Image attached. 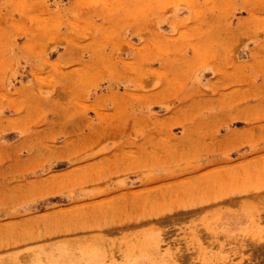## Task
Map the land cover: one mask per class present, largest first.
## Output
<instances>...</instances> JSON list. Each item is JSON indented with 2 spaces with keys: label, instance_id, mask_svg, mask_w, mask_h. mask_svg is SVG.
I'll return each mask as SVG.
<instances>
[{
  "label": "rangeland",
  "instance_id": "obj_1",
  "mask_svg": "<svg viewBox=\"0 0 264 264\" xmlns=\"http://www.w3.org/2000/svg\"><path fill=\"white\" fill-rule=\"evenodd\" d=\"M155 238L264 264V0H0V264Z\"/></svg>",
  "mask_w": 264,
  "mask_h": 264
},
{
  "label": "bare ground",
  "instance_id": "obj_2",
  "mask_svg": "<svg viewBox=\"0 0 264 264\" xmlns=\"http://www.w3.org/2000/svg\"><path fill=\"white\" fill-rule=\"evenodd\" d=\"M157 239L155 238L150 244H143L129 248L126 256L133 260L132 264H175L172 260V254L169 252H165L160 254L159 248L156 245ZM97 243V242H95ZM69 246L59 247L61 251V255L55 261L61 262L64 257H66V252L70 251ZM82 247V246H81ZM86 251H89V258L93 262H97L100 257V245L93 244L92 246H88ZM67 250V251H66ZM200 254L198 253V256ZM202 264H211V260L204 254V257L201 258Z\"/></svg>",
  "mask_w": 264,
  "mask_h": 264
}]
</instances>
